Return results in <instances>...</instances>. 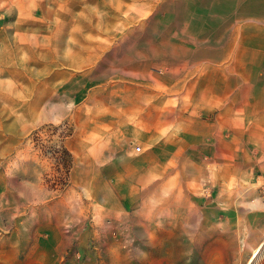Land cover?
Instances as JSON below:
<instances>
[{
  "label": "rangeland",
  "instance_id": "rangeland-1",
  "mask_svg": "<svg viewBox=\"0 0 264 264\" xmlns=\"http://www.w3.org/2000/svg\"><path fill=\"white\" fill-rule=\"evenodd\" d=\"M112 135L135 178L104 174ZM262 135L264 0H0L13 264H264V166L237 163Z\"/></svg>",
  "mask_w": 264,
  "mask_h": 264
},
{
  "label": "crops",
  "instance_id": "crops-1",
  "mask_svg": "<svg viewBox=\"0 0 264 264\" xmlns=\"http://www.w3.org/2000/svg\"><path fill=\"white\" fill-rule=\"evenodd\" d=\"M210 139H212L214 141L215 137H216V131H210ZM109 140L111 141V147H110V151H109V160L105 161L103 163V171L105 175H108V177L110 179H115L119 176H121V174L123 175L125 172L130 175L131 174V179L135 178L137 175V172L139 170H144L145 168L143 166L137 165V160H132L131 156H129L130 153H132L133 151L138 154L140 152L135 151V146L131 147V149L129 147L126 146V143H124L125 141H121L118 139V137H116L115 135H112L109 137ZM131 143H134V141H131ZM210 144H212L210 142ZM137 146V145H136ZM141 146V145H140ZM142 148V146H141ZM142 151V150H141ZM210 150H208L209 152ZM126 157V161L124 160V163L121 165L120 161H115L113 160V158H121V157ZM121 181H113V183H120ZM104 203L106 204V207L108 208L107 210L110 212L111 216H122L124 215V212L129 210L126 209L127 205L122 204V201L120 198H104ZM124 211V212H123ZM128 213V212H127ZM4 250H7V247L4 248ZM87 253V254H86ZM91 257V255L89 254L88 250H85L84 253H82V258H86L84 259L85 262L88 261V259ZM0 264H13V262L9 261L8 256L6 255V253H4V255L2 254L0 256ZM64 264L65 262L60 259L58 260V258L56 259V261L54 260L52 264ZM18 264H33L31 263V261H24L21 260V262H19Z\"/></svg>",
  "mask_w": 264,
  "mask_h": 264
},
{
  "label": "bare ground",
  "instance_id": "bare-ground-1",
  "mask_svg": "<svg viewBox=\"0 0 264 264\" xmlns=\"http://www.w3.org/2000/svg\"><path fill=\"white\" fill-rule=\"evenodd\" d=\"M219 6V5H218ZM250 136V135H249ZM247 137V136H246ZM257 137V136H256ZM244 139V138H243ZM247 141H250L252 146L254 147V154H247V157H239L237 159V163L240 165H252L255 168H259L260 166H264V135L259 138L252 137L247 138ZM249 143V142H248ZM256 146V147H255ZM243 147V146H242ZM245 149V148H244ZM243 153V152H242ZM244 154V153H243ZM234 158V157H233ZM252 170V169H251ZM261 201V200H259ZM257 204V203H256ZM259 218V217H258ZM255 219V218H254ZM259 220V219H258ZM261 222V221H259ZM253 232V231H252ZM258 253V248L255 249L254 255Z\"/></svg>",
  "mask_w": 264,
  "mask_h": 264
},
{
  "label": "built area",
  "instance_id": "built-area-1",
  "mask_svg": "<svg viewBox=\"0 0 264 264\" xmlns=\"http://www.w3.org/2000/svg\"><path fill=\"white\" fill-rule=\"evenodd\" d=\"M142 150L140 145L135 146V151L140 152Z\"/></svg>",
  "mask_w": 264,
  "mask_h": 264
}]
</instances>
